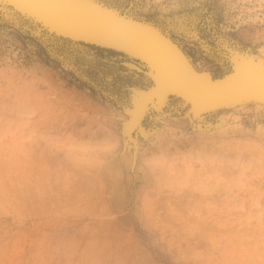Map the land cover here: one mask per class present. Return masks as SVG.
<instances>
[{"label": "bare ground", "instance_id": "1", "mask_svg": "<svg viewBox=\"0 0 264 264\" xmlns=\"http://www.w3.org/2000/svg\"><path fill=\"white\" fill-rule=\"evenodd\" d=\"M250 11L264 16V0H0V52L15 60L19 41L25 48L21 57L38 60L40 74L33 99L0 106V113L15 110L26 126L17 161L21 174L12 182L27 189L36 185L34 170L46 153L27 150V118L38 111L47 132L63 128L54 124L60 118L55 107L67 112L74 104L66 102V93H60L62 105L59 97H48L69 86L86 100L80 109L98 105L106 111L98 127L105 138L100 151L117 149L107 162V177L111 197L119 206L129 203L130 216L135 198L150 183L146 166L158 163L170 147L208 149L231 140L264 158V43L247 46L234 36L246 25H264V18L248 17ZM6 114H0L1 126ZM8 165L0 157L2 176ZM78 176L74 204L97 184L94 177ZM41 201L51 206L43 194Z\"/></svg>", "mask_w": 264, "mask_h": 264}, {"label": "rangeland", "instance_id": "2", "mask_svg": "<svg viewBox=\"0 0 264 264\" xmlns=\"http://www.w3.org/2000/svg\"><path fill=\"white\" fill-rule=\"evenodd\" d=\"M255 14L247 15L264 18ZM234 36L257 47L264 43V25H246ZM13 47L19 52L15 60L0 52V106L15 101L19 105L22 98L35 96L39 61L24 60L19 41ZM70 87L48 97L58 102L60 93H66V102L74 104H68L67 112L55 107L54 116L60 118L54 124L63 128L54 131L53 126L47 132L38 111L27 118V150L46 153L38 167L47 168L34 170L39 179L28 189L12 182L21 174L17 161L26 126L18 122L15 110L0 113L9 116L0 124V157L10 162L7 174H0V264H264L260 151L239 149L231 140L208 149L170 147L158 163L146 166L150 183L135 198L130 216V204L119 206L111 197L107 177V162L117 149L100 151L105 138L98 127L106 111L97 110V104L80 109L86 100ZM22 171L28 174L26 168ZM83 173L96 179V188L74 204L73 180L79 183ZM42 194L50 207L41 201ZM18 195L23 198L20 204ZM30 198L38 203L32 206Z\"/></svg>", "mask_w": 264, "mask_h": 264}, {"label": "water", "instance_id": "3", "mask_svg": "<svg viewBox=\"0 0 264 264\" xmlns=\"http://www.w3.org/2000/svg\"><path fill=\"white\" fill-rule=\"evenodd\" d=\"M214 79L216 80L217 78L214 77Z\"/></svg>", "mask_w": 264, "mask_h": 264}]
</instances>
